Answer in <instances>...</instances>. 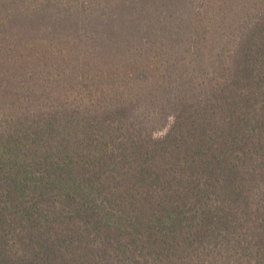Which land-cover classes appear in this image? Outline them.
<instances>
[{"label": "trees", "instance_id": "1", "mask_svg": "<svg viewBox=\"0 0 264 264\" xmlns=\"http://www.w3.org/2000/svg\"><path fill=\"white\" fill-rule=\"evenodd\" d=\"M0 264H264V0H0Z\"/></svg>", "mask_w": 264, "mask_h": 264}]
</instances>
